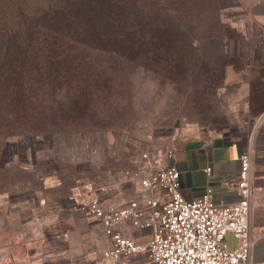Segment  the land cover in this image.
<instances>
[{
	"label": "rangeland",
	"instance_id": "374dc122",
	"mask_svg": "<svg viewBox=\"0 0 264 264\" xmlns=\"http://www.w3.org/2000/svg\"><path fill=\"white\" fill-rule=\"evenodd\" d=\"M22 1L29 9L50 0ZM245 3L210 0L204 13L188 14L183 37L175 27L165 33L155 18H145L139 59L129 42L118 43L102 27L103 40L89 38L98 49L80 51V106L68 90L63 108L46 111L57 123L42 129L36 121L34 131L24 125L0 129V264L77 261L90 244L79 230L84 218L69 210L71 188L77 180L92 181L107 186L110 199L128 202L137 186L121 174L142 152L238 141L250 145L253 167L260 168L254 144L263 140L254 137L255 115L264 107V69L253 73L249 102L246 88L225 84L224 63L239 69L241 58L255 62L264 42V28Z\"/></svg>",
	"mask_w": 264,
	"mask_h": 264
},
{
	"label": "trees",
	"instance_id": "16d2710c",
	"mask_svg": "<svg viewBox=\"0 0 264 264\" xmlns=\"http://www.w3.org/2000/svg\"><path fill=\"white\" fill-rule=\"evenodd\" d=\"M24 3L0 0V129L24 125L34 131L30 125L36 121L42 129L49 121L57 123L46 111L63 108L68 90L76 92L69 100L79 107L78 81L85 73L80 51L98 49L89 38L103 40L102 27L118 43L129 42L133 58L139 59L145 18H155L165 33L175 27L183 37L188 14L211 7L210 0H50L29 9ZM172 11L181 22L175 23Z\"/></svg>",
	"mask_w": 264,
	"mask_h": 264
},
{
	"label": "built area",
	"instance_id": "2783aa9c",
	"mask_svg": "<svg viewBox=\"0 0 264 264\" xmlns=\"http://www.w3.org/2000/svg\"><path fill=\"white\" fill-rule=\"evenodd\" d=\"M173 156V149H168L157 154L142 152L131 160L134 167L121 176L136 185L140 195L134 194L128 202L110 199L111 191L105 185L77 180L67 196L70 212L101 226L108 240L104 260L122 264H249L251 248L261 237L250 231V145L239 155L237 200L226 205L216 203L208 188L186 200ZM210 170L205 169L207 173ZM125 221L140 232L148 231L147 241L138 243L128 236L120 227ZM227 235L236 239V247H228Z\"/></svg>",
	"mask_w": 264,
	"mask_h": 264
},
{
	"label": "crops",
	"instance_id": "0c3cea01",
	"mask_svg": "<svg viewBox=\"0 0 264 264\" xmlns=\"http://www.w3.org/2000/svg\"><path fill=\"white\" fill-rule=\"evenodd\" d=\"M239 1L246 2L245 5L247 4L248 7L246 13L251 12L257 23L264 28V0ZM258 50L260 55L255 62L241 58L239 69H235L232 65H227L225 68V84H240L246 88L248 102L253 73L258 68L264 69V42L258 46ZM257 75L260 76V72L259 74L257 72ZM261 78L264 83V75ZM261 97L264 99V95ZM255 116L257 128L254 140L261 138L263 142L259 145L254 144V150L261 159V165L259 169L253 167L250 231L252 235L261 237L251 248L249 264H264V107ZM250 143L252 142L250 141ZM242 149L243 145L238 141H222L213 144L192 141L183 146L174 147L172 162L181 171V190L184 198L192 200L208 188L216 203L220 205L236 201V175L240 166L239 155ZM207 167L211 168L210 173L205 171ZM134 194L135 196L140 195L137 192ZM139 199L142 201L143 195L139 196ZM112 200L117 201L113 198ZM120 227L138 243H145L149 237L148 231L140 232L133 228L128 221L123 222ZM79 230L82 233L86 231L85 235L90 246L80 254L77 261L68 264H122L120 261H109L102 258L103 251L108 247V240L101 226L93 219H82ZM225 241L230 248L237 245V241L232 235H227ZM13 264L37 263L29 261Z\"/></svg>",
	"mask_w": 264,
	"mask_h": 264
}]
</instances>
